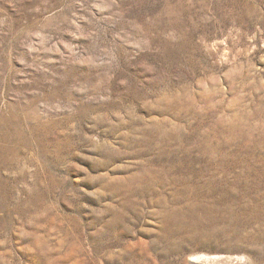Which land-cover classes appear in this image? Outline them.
Wrapping results in <instances>:
<instances>
[{
	"label": "rangeland",
	"instance_id": "1",
	"mask_svg": "<svg viewBox=\"0 0 264 264\" xmlns=\"http://www.w3.org/2000/svg\"><path fill=\"white\" fill-rule=\"evenodd\" d=\"M0 264H264V0H0Z\"/></svg>",
	"mask_w": 264,
	"mask_h": 264
}]
</instances>
